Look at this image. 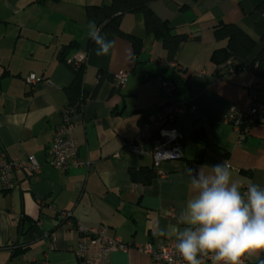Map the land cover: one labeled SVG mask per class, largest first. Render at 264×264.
I'll return each instance as SVG.
<instances>
[{
  "label": "crops",
  "instance_id": "1",
  "mask_svg": "<svg viewBox=\"0 0 264 264\" xmlns=\"http://www.w3.org/2000/svg\"><path fill=\"white\" fill-rule=\"evenodd\" d=\"M109 2L0 0V149L9 157L31 155L41 163L37 176L16 170L8 190L0 180V264H81L73 251L80 226L104 227L107 235L128 244L161 246L168 238L159 230L175 222L188 198L187 168L228 160L234 172L264 187V114L247 126L241 141L224 120L245 105L253 85L264 104V80L246 70L217 76L210 61L213 49L223 45L213 36L218 22L238 24L256 41L255 52L260 48L264 0L152 1L150 9L173 32L189 37L173 62L160 41L145 32L141 13L125 14L120 22L123 32L142 39L136 57L130 42L114 34L104 35L115 42L107 56H97L96 46L85 50L87 25L93 20L85 7ZM70 43L79 46L70 56L85 52L80 87L85 98L73 116V136L78 156L89 164L56 169L46 163L47 148L67 103L64 90L73 80L59 56ZM172 70L188 80L189 89L169 97L156 79H170ZM99 71L112 77L126 71L127 81L119 88L105 80L92 97ZM30 74L40 80L27 83ZM169 102L185 105L167 126L179 135L181 157L163 161V175L155 174L148 183L133 181L131 169L155 170L150 152L159 138L153 128L141 155L127 150L125 143ZM60 211L71 217L61 220ZM108 264L151 262L147 254L129 249L113 251Z\"/></svg>",
  "mask_w": 264,
  "mask_h": 264
},
{
  "label": "clouds",
  "instance_id": "2",
  "mask_svg": "<svg viewBox=\"0 0 264 264\" xmlns=\"http://www.w3.org/2000/svg\"><path fill=\"white\" fill-rule=\"evenodd\" d=\"M88 38L97 56H107L114 41L95 20ZM188 198L174 223L159 230L174 243L184 264H264V187L234 172L228 160L185 170Z\"/></svg>",
  "mask_w": 264,
  "mask_h": 264
},
{
  "label": "built area",
  "instance_id": "3",
  "mask_svg": "<svg viewBox=\"0 0 264 264\" xmlns=\"http://www.w3.org/2000/svg\"><path fill=\"white\" fill-rule=\"evenodd\" d=\"M68 63L74 62L76 66L85 63V52L78 51L74 55L67 57ZM114 85L123 88L127 81V72L120 71L114 75ZM40 80L34 74L26 77V82L33 84ZM157 85L169 96L173 95L172 82L163 77L156 79ZM185 110L184 104L169 102L165 104L156 115H150L142 123L138 134L129 138L125 143V148L136 154H143V142L152 135V129H156L159 138L156 146L151 150L156 175H163L160 168L165 160H174L181 157V145L178 141L179 135L175 129L168 128L176 120L177 116ZM76 110L71 105L65 106L62 112L61 122L55 128L52 139L47 148L46 163L56 169H70L88 167V161L78 156L77 141L73 136L75 125L73 116ZM264 114V104L258 100V86L253 85L248 90L247 101L241 108L235 109L225 115V122L230 124L237 132L238 140L241 141L247 126L261 119ZM26 169L37 176L41 171V163L33 156H27L23 160L9 157L4 150L0 149V180L3 190L12 187V179L16 170ZM58 217L61 220H68L71 217L69 211H60ZM79 242L73 250L75 256L81 264H108L110 255L115 250L128 251L135 249L147 254L151 264H184L182 259L174 251V243L167 239L161 246L154 247L151 244L139 245L123 242L117 236L106 234L104 227L84 228L78 227ZM211 260L206 259L205 263ZM251 264V262H246Z\"/></svg>",
  "mask_w": 264,
  "mask_h": 264
},
{
  "label": "trees",
  "instance_id": "4",
  "mask_svg": "<svg viewBox=\"0 0 264 264\" xmlns=\"http://www.w3.org/2000/svg\"><path fill=\"white\" fill-rule=\"evenodd\" d=\"M152 1L155 0H110L107 4L86 6L85 15L95 20L102 35L114 34L127 39L131 44L132 54L136 57L142 48V39L123 32L120 22L125 14L141 13L145 32L160 41L167 60L173 62L181 45L189 37L185 33L173 32L169 22L157 16L150 9L149 4ZM213 36L217 43H223V45L214 48L210 54V61L216 66L215 74L217 76L246 70L252 72L257 79L264 80V30L261 34V46L256 52V41L236 23L218 22L213 27ZM95 46L96 44L89 39L85 50ZM76 48H79L77 43H70L60 50L59 56L73 73L71 84L64 90L67 97L65 106L71 105L78 112L85 98V93L80 91L84 64L76 66L73 61L70 63L66 61L70 56L69 52ZM251 56L252 58L249 60ZM169 76L174 87L173 94H182L188 91V80L183 78L179 72L172 70ZM109 79L114 81L107 72L99 71L91 96L95 97L103 81ZM76 90H79V93ZM129 173L133 181L144 184L155 176V170L149 168L131 169Z\"/></svg>",
  "mask_w": 264,
  "mask_h": 264
}]
</instances>
